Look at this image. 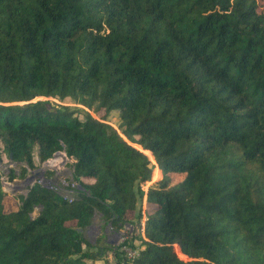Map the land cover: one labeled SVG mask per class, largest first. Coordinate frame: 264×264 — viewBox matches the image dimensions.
Here are the masks:
<instances>
[{
    "label": "trees",
    "instance_id": "1",
    "mask_svg": "<svg viewBox=\"0 0 264 264\" xmlns=\"http://www.w3.org/2000/svg\"><path fill=\"white\" fill-rule=\"evenodd\" d=\"M263 1L0 0V152L17 167L0 168V264H94L111 247L77 228L141 218L159 170L141 247L115 264H264ZM48 97L115 111L117 129ZM58 151L72 200L34 182L5 210L1 177Z\"/></svg>",
    "mask_w": 264,
    "mask_h": 264
},
{
    "label": "rangeland",
    "instance_id": "2",
    "mask_svg": "<svg viewBox=\"0 0 264 264\" xmlns=\"http://www.w3.org/2000/svg\"><path fill=\"white\" fill-rule=\"evenodd\" d=\"M263 6H264V1H263ZM48 98L50 101L54 102L55 104L68 106L70 109H73L75 113L80 117L86 113H90L91 115H93L94 117L100 120L105 119L103 121L107 122L113 128L117 129L118 117L115 111L111 112V114L108 117H105L103 111H96L94 110V108H87L83 105L76 103L74 100H72L69 97L63 99H56L50 97ZM36 99H44V97H38ZM137 149L143 151L141 147ZM0 155L2 157V161L0 164H1V168L4 169V171L6 170V167L9 166L17 169L15 164L9 163V160L7 159L5 153L0 152ZM148 159L150 161V166L152 167L153 170L155 166L157 167V163L154 160L152 161L149 157ZM69 162H70L69 158L63 156L62 153H58L55 156L44 161L43 163L38 164V167L35 170L28 171L26 177L34 176L35 179L34 182H39L40 179H43L44 184L57 187L58 190L60 188L67 189V185L71 181V174H72V170L67 165ZM1 178H2L1 188L6 193V196L4 198L5 210H13L16 208L15 206L18 205L17 195L24 194L26 192L23 182L25 178L24 179L15 178L13 181H8L5 176H2ZM182 178H183L182 174H176V173L170 174L171 184L180 181ZM160 179H161V171L159 170V175L157 177L154 178L151 175L150 180L146 181L142 185L144 194L143 197L140 199V201H138V207H137L139 208L138 211L141 212V218H139V216L134 217L133 213H128L126 216L128 219V223H126L119 230L117 231L113 230L110 225L106 224L101 219L98 213L94 214L93 219L91 221L92 226L84 232L85 238L89 240L93 245L96 244L98 240L99 241L98 246L102 244H107L111 247L106 251L104 257L102 259L95 260L93 262L94 264L117 263L119 259H122L121 258L122 254L118 256L115 255L113 251L117 248L116 250L119 252L120 251L119 247L122 245V243H125V245L128 246L132 244L135 246L134 250L138 251V249L141 247L138 236L144 235V222L146 218V211L150 206L146 199V191L150 187H157V182ZM72 184L74 186L76 185L75 182L74 183L72 182ZM176 254L183 260H192L182 255H179L177 252ZM87 263L91 264L92 261H87Z\"/></svg>",
    "mask_w": 264,
    "mask_h": 264
},
{
    "label": "built area",
    "instance_id": "3",
    "mask_svg": "<svg viewBox=\"0 0 264 264\" xmlns=\"http://www.w3.org/2000/svg\"><path fill=\"white\" fill-rule=\"evenodd\" d=\"M42 182H44V180L40 179L38 183H42ZM48 186L51 187V188H54L55 190H58L57 187H54V186H51V185H48ZM61 195H62V197L64 199H66L68 201L72 200V196L70 194L61 193ZM119 248H120L121 251H123L126 254L127 258H132L137 253L135 250L131 249L130 246L125 245V243H122V245Z\"/></svg>",
    "mask_w": 264,
    "mask_h": 264
},
{
    "label": "water",
    "instance_id": "4",
    "mask_svg": "<svg viewBox=\"0 0 264 264\" xmlns=\"http://www.w3.org/2000/svg\"><path fill=\"white\" fill-rule=\"evenodd\" d=\"M58 153H62V155L63 156H65V153L64 152H55L54 154H53V156H55L56 154H58ZM52 156V157H53ZM66 157V156H65ZM73 159H75V157H72ZM1 161H2V158L0 157V163H1ZM0 168H1V164H0ZM34 181H35V179H34V176H27L24 180H23V182H24V187H25V189L27 190L28 189V187H30L33 183H34ZM41 184H43V185H45V186H47V187H49L47 184H44L43 182L41 183ZM79 188H81L80 186H78ZM26 193V192H25ZM24 193V194H25ZM92 225L91 224H89L86 228H77V231H79V232H85L88 228H90Z\"/></svg>",
    "mask_w": 264,
    "mask_h": 264
},
{
    "label": "crops",
    "instance_id": "5",
    "mask_svg": "<svg viewBox=\"0 0 264 264\" xmlns=\"http://www.w3.org/2000/svg\"><path fill=\"white\" fill-rule=\"evenodd\" d=\"M59 191H60V193H65V194H70V195L72 193V190L71 189H66V188H60Z\"/></svg>",
    "mask_w": 264,
    "mask_h": 264
}]
</instances>
